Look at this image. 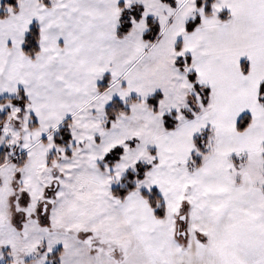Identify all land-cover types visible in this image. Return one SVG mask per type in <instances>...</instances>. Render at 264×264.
<instances>
[{
  "label": "snow or ice",
  "instance_id": "obj_1",
  "mask_svg": "<svg viewBox=\"0 0 264 264\" xmlns=\"http://www.w3.org/2000/svg\"><path fill=\"white\" fill-rule=\"evenodd\" d=\"M0 264H264V0H0Z\"/></svg>",
  "mask_w": 264,
  "mask_h": 264
}]
</instances>
